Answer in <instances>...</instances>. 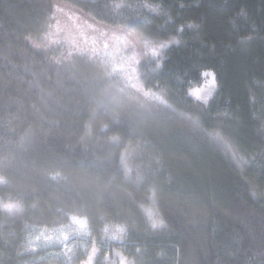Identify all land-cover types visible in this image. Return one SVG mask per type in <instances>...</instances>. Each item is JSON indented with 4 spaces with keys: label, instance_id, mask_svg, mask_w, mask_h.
<instances>
[{
    "label": "trees",
    "instance_id": "trees-1",
    "mask_svg": "<svg viewBox=\"0 0 264 264\" xmlns=\"http://www.w3.org/2000/svg\"><path fill=\"white\" fill-rule=\"evenodd\" d=\"M58 6L164 41L157 71L139 72L182 132L154 110L122 113L91 61L45 44ZM206 72L219 89L201 103L191 89ZM198 119L201 131H187ZM74 215L88 219L87 245L26 252L30 229ZM92 243L96 264L114 249L131 264H264V0H0V264H80Z\"/></svg>",
    "mask_w": 264,
    "mask_h": 264
},
{
    "label": "rangeland",
    "instance_id": "rangeland-1",
    "mask_svg": "<svg viewBox=\"0 0 264 264\" xmlns=\"http://www.w3.org/2000/svg\"><path fill=\"white\" fill-rule=\"evenodd\" d=\"M58 7V10L47 23L45 40L43 39L45 44L57 50L59 57L61 56L64 60L76 65L93 63L92 65L101 72L108 96L115 102L117 100L121 103L122 113H127L130 110H135L138 113V109L154 110V113L151 114L156 120H164L167 124L166 127L176 132L180 131L176 126L182 128L183 120L177 121L176 125L172 119L176 113L171 108H161V106L172 105V102L159 91L146 87L145 81L141 78L142 74L140 76L139 72V68L143 67V75L146 78L147 74L157 71L159 68L157 66L161 62L162 50H164V41L146 37V35L126 27L101 25L93 20H88L70 7ZM153 63L155 65H152ZM204 86L205 83H201L199 87L197 85L191 91L194 93L195 89ZM218 89L219 85L216 78V88L210 98H207V91L202 92L199 97L195 94L193 96L201 103L205 102V98H207L206 102H209L217 94ZM192 112L198 113L196 109L186 110L182 108L181 111V113L186 114H192ZM198 120V123L192 124V126L185 120L184 124L190 127L187 131L192 133L193 129L200 132L199 127L202 128V126L200 119ZM211 137L223 149L228 150L232 157L238 158V154H235L234 148L222 132L215 130L211 133ZM122 154L123 164L126 170L130 172L136 167L133 161V147L129 146ZM3 206L9 212L18 208L15 202H6ZM146 212L153 221L159 222L160 216L156 203L151 201L146 206ZM28 233V240L25 244L26 252L29 251L31 254L30 251L35 253L39 251L42 255H49L50 257H59V255L70 257L74 254L73 244L75 242L81 241L83 246L87 245L88 241L85 238L90 235V230L88 219L85 216L74 215L68 224L52 228L36 227L30 229ZM112 236L114 233L110 234L111 238ZM87 252V257L80 264H96V258L100 253L98 246L92 243ZM105 258H108V263L105 264H131L126 254L119 249H114L111 255L108 251Z\"/></svg>",
    "mask_w": 264,
    "mask_h": 264
},
{
    "label": "snow or ice",
    "instance_id": "snow-or-ice-1",
    "mask_svg": "<svg viewBox=\"0 0 264 264\" xmlns=\"http://www.w3.org/2000/svg\"><path fill=\"white\" fill-rule=\"evenodd\" d=\"M180 30L182 31L183 29L181 28ZM203 75L206 78L205 86L202 88L195 89L193 94L199 97L202 92L207 91L208 94L207 98H210L216 88V77L214 73H210V72L203 73ZM207 98H205V102Z\"/></svg>",
    "mask_w": 264,
    "mask_h": 264
}]
</instances>
